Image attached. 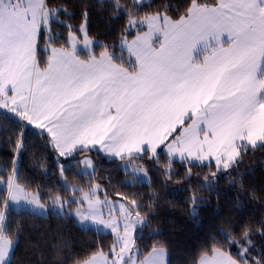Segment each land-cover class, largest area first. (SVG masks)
Masks as SVG:
<instances>
[{
    "label": "trees",
    "instance_id": "16d2710c",
    "mask_svg": "<svg viewBox=\"0 0 264 264\" xmlns=\"http://www.w3.org/2000/svg\"><path fill=\"white\" fill-rule=\"evenodd\" d=\"M193 2L215 6L219 0H45V7L58 10L60 16L51 25L49 42L66 46L68 32L87 17L88 34L98 40L92 54L108 52L114 61L135 69L128 52L119 48L122 38L143 29H129L130 18L160 13L178 19ZM45 41L42 31V64L47 62L48 53L40 48ZM85 153L93 155L92 173L78 169ZM142 154L106 157L78 151L62 158L48 135L0 108V173L38 192L45 204L73 193L65 182L80 185L76 193L98 183L109 198L136 201L137 211L145 216L144 226L135 232L139 258L162 247L169 253L168 264H198L203 255L221 248L242 264H264V142L241 145L235 162L222 168L215 162L173 159L164 149ZM128 159L144 166L148 181H127L131 173L121 162ZM7 200L8 188L0 187V208H6L3 230L16 239L9 264H81L114 244L111 234L82 227L73 215L14 210Z\"/></svg>",
    "mask_w": 264,
    "mask_h": 264
},
{
    "label": "crops",
    "instance_id": "0c3cea01",
    "mask_svg": "<svg viewBox=\"0 0 264 264\" xmlns=\"http://www.w3.org/2000/svg\"><path fill=\"white\" fill-rule=\"evenodd\" d=\"M12 2L6 7L15 10L8 15L18 17V4ZM40 2L44 3L35 2L37 8ZM29 4L34 3L27 0ZM206 10L209 15L205 17L181 19L192 20L194 33L190 29L170 33L159 46L139 51L140 58L128 52L135 69L114 61L108 52L94 55L93 49L44 51L48 53L45 66L34 75L33 67L20 72L24 87L29 84L27 103L30 91L35 92L31 108L21 105L18 114L9 112L48 135L53 145L62 146L56 150L132 153L121 155L126 156L164 149L175 159L217 163L226 155L217 153H236L246 137L264 127V20L258 26L253 22L246 27L237 25L248 22L249 15L257 18L264 11V0H219ZM27 13L26 9L19 11L27 18L33 15ZM27 34L40 41V29L33 31L32 24ZM201 35L212 36L210 45L216 48L199 60L198 54L205 49L198 45ZM29 53L31 61L35 60L36 46ZM4 64L0 62V69ZM7 93L0 92V105ZM6 103H20L19 96ZM199 119L202 129L196 135L194 126ZM236 155L232 160L225 157L226 165ZM98 256L81 264H95V258L97 264H109L103 255ZM130 262L168 264L169 253L157 247ZM198 264L242 263L218 248L203 255Z\"/></svg>",
    "mask_w": 264,
    "mask_h": 264
},
{
    "label": "rangeland",
    "instance_id": "374dc122",
    "mask_svg": "<svg viewBox=\"0 0 264 264\" xmlns=\"http://www.w3.org/2000/svg\"><path fill=\"white\" fill-rule=\"evenodd\" d=\"M18 4V17L11 15L9 17L8 11L15 10L13 7H6L7 4ZM27 0H0V62L5 64L1 66L0 69V92L7 90L6 99L1 98L0 108L4 110H13L15 114H18V107L21 105L25 106V109L28 110L31 108L30 104L32 98L35 97V92L30 91V100L27 103V98L29 94V84L24 87L25 78L22 77L20 72L25 71L26 67L31 69L33 67V74L35 71L45 66L38 59V48H39V37L38 39L28 38V29L30 24H32L33 31L37 32L40 29L45 32L46 41L41 44V50L46 51L48 49L62 47L67 49H73L76 52L83 51L85 49L91 50L97 44L98 40L91 37L88 34V19L84 18L81 25L77 27V30H70L68 32L67 45L66 46H55L49 42L51 38V25L54 20L60 19L58 15V10H51L48 7H45L44 3L38 5V8L35 5V2L40 0H31L32 4L26 6ZM138 3H145L149 0H136ZM36 3V4H37ZM197 2H193L190 9L185 15H182L180 19H173L165 14H150L143 17H131L129 20V29L134 28L140 31L139 28H143L142 31L137 32L132 38H122L119 42V48L131 52L136 55V58H140L137 54L139 51L144 53L145 50H151L155 46H159L162 42V38H167V35L170 33H177L183 31H197V29H192L193 25L192 20H183L182 18L190 17H205L209 15V10L206 5L200 6ZM20 7L22 9H20ZM28 10L27 14L33 13L32 16L20 15V10ZM11 18V19H10ZM245 19H248V22L238 23V27L250 26V23L253 22V26H258L262 20H264V11L256 18L252 15H249ZM181 25H184L181 26ZM11 34L12 36H9ZM17 35V36H16ZM258 35H260L258 33ZM213 40L212 36L201 35L198 38V45L200 49H203L204 55L207 57L214 51L216 48L215 45H210ZM155 41V44L154 43ZM37 43V44H36ZM36 46V55L35 60L30 59V47L33 49ZM231 53L227 54V57L231 59ZM200 55V53L198 54ZM198 59V58H197ZM47 63V62H46ZM264 67V65H263ZM264 70V69H263ZM18 75V79L16 77ZM21 77V78H20ZM4 79H6V84L4 85ZM34 82L32 87H34ZM3 96L4 93L2 94ZM20 103H6L7 100L12 98L18 99ZM26 103L22 104V101ZM26 104L28 107H26ZM11 113V112H10ZM12 114V113H11ZM14 115V114H12ZM16 116V115H14ZM18 117V115H17ZM264 120H262L263 122ZM196 135L200 134L202 125L200 124V119L197 124L194 126ZM52 142V140H51ZM264 142V127L256 135L246 137V142L243 144L246 147H252L257 144ZM53 144V143H52ZM236 149V159L239 155V150L241 145ZM55 145V144H54ZM56 149H61L62 146L55 145ZM243 148V147H242ZM161 149H158L152 154L160 152ZM58 155L62 158L73 157L78 151H64L57 150ZM90 152V151H85ZM98 152V151H95ZM106 157L113 155L121 156L125 154L132 153H112V152H100ZM234 152H224L217 153L219 155H225L232 160L235 154ZM168 154V153H167ZM136 155H143L138 153ZM169 155V154H168ZM170 156V155H169ZM173 156V155H172ZM170 156L171 158H173ZM224 157V158H225ZM218 159L216 163L219 168L227 166L226 162L228 159ZM175 159V158H173ZM235 159V160H236ZM180 160V159H178ZM235 160L233 162H235ZM191 161V160H187ZM80 166L79 171L82 173H92L94 171V158L91 153H85L80 157ZM202 162V161H201ZM229 166V165H228ZM121 167L124 171L131 173L130 177H127V181H148L149 174L144 166L140 165L136 160H124L121 162ZM1 171V166H0ZM67 188L73 191L69 197L56 196L53 198L52 204H45L41 201L38 192L28 190L24 185L19 184L18 181L13 180V178L6 180L0 173V187L8 188V200L7 206L9 205L14 210L27 209L38 214H48L52 212L63 213L73 215L77 223L82 227H92L96 230H99L104 233H109L113 236V246L106 251H100L95 255H103L102 259L108 261L109 264H132L130 261L134 260L138 254L139 250L135 245V232L137 229H140L144 226L146 222L145 216L141 215L137 209V202L134 200H125L121 198L112 199L102 194V187L100 184L95 183L94 186L90 189H86L81 193H76V189H81L80 185L77 183L65 182ZM74 202V203H73ZM6 208H0V264H9L14 248L16 246V239H13L11 236L5 233L4 229V216ZM97 258L93 259V262L97 264Z\"/></svg>",
    "mask_w": 264,
    "mask_h": 264
}]
</instances>
